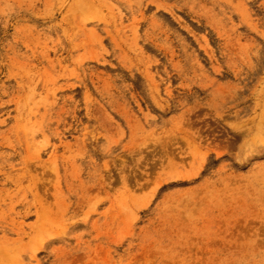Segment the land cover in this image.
Returning a JSON list of instances; mask_svg holds the SVG:
<instances>
[{
  "label": "rangeland",
  "instance_id": "1",
  "mask_svg": "<svg viewBox=\"0 0 264 264\" xmlns=\"http://www.w3.org/2000/svg\"><path fill=\"white\" fill-rule=\"evenodd\" d=\"M0 264H264V0H0Z\"/></svg>",
  "mask_w": 264,
  "mask_h": 264
}]
</instances>
